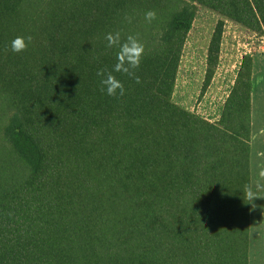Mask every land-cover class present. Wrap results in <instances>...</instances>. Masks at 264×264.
I'll use <instances>...</instances> for the list:
<instances>
[{
    "label": "trees",
    "instance_id": "obj_1",
    "mask_svg": "<svg viewBox=\"0 0 264 264\" xmlns=\"http://www.w3.org/2000/svg\"><path fill=\"white\" fill-rule=\"evenodd\" d=\"M199 5L220 15L205 91L225 20L264 35V0H0V264H248L254 60L218 120L176 103ZM117 31L143 45L134 76L112 71Z\"/></svg>",
    "mask_w": 264,
    "mask_h": 264
},
{
    "label": "rangeland",
    "instance_id": "obj_2",
    "mask_svg": "<svg viewBox=\"0 0 264 264\" xmlns=\"http://www.w3.org/2000/svg\"><path fill=\"white\" fill-rule=\"evenodd\" d=\"M220 15L204 6H198L191 30L188 34L177 73L173 100L190 111L210 121L220 118L223 106L235 82L244 55H252L258 66H264V35H260L240 24L226 19L220 48L219 65L210 85L202 91L206 70L209 41ZM260 161L255 156L253 165L255 186L252 202L253 214L264 213V153ZM263 166V167H262ZM258 189V190H257ZM257 190V191H256Z\"/></svg>",
    "mask_w": 264,
    "mask_h": 264
},
{
    "label": "crops",
    "instance_id": "obj_3",
    "mask_svg": "<svg viewBox=\"0 0 264 264\" xmlns=\"http://www.w3.org/2000/svg\"><path fill=\"white\" fill-rule=\"evenodd\" d=\"M252 90H251V192L255 186H261L256 181L254 173L255 156L260 161V155L264 153V66H258L256 59H253ZM264 160V157H263ZM263 167V166H262ZM260 175L261 169H257ZM263 171V170H262ZM255 176V177H254ZM261 176V175H260ZM262 176V180H263ZM258 190V189H257ZM256 190V191H257ZM252 202L250 207V227L248 264H264V213L258 210L253 214Z\"/></svg>",
    "mask_w": 264,
    "mask_h": 264
},
{
    "label": "clouds",
    "instance_id": "obj_4",
    "mask_svg": "<svg viewBox=\"0 0 264 264\" xmlns=\"http://www.w3.org/2000/svg\"><path fill=\"white\" fill-rule=\"evenodd\" d=\"M145 19L151 22L156 18V13L152 10L145 12ZM125 19L131 22V17L125 14ZM105 39L107 40L108 46H118L116 53V63L113 65V72H123L128 76H134L135 70L139 67L141 57L143 53V45L133 36L128 35L127 38L121 42L120 32L115 33L109 32L106 34ZM31 37L17 36L11 41V50L13 52H20L25 49L26 41H30ZM97 76L100 77L101 91L106 93L108 96H123L125 94L124 85L121 80L117 79L111 72H105L104 70H97ZM137 82L139 77L135 76ZM261 176H264V171H261ZM253 195L251 191H247L244 195V199L251 201Z\"/></svg>",
    "mask_w": 264,
    "mask_h": 264
}]
</instances>
